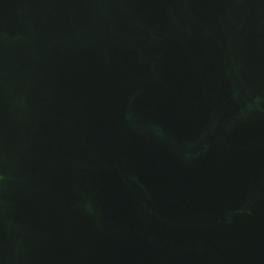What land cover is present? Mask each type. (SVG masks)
Here are the masks:
<instances>
[{
  "label": "water",
  "instance_id": "water-1",
  "mask_svg": "<svg viewBox=\"0 0 264 264\" xmlns=\"http://www.w3.org/2000/svg\"><path fill=\"white\" fill-rule=\"evenodd\" d=\"M0 264H264V0H0Z\"/></svg>",
  "mask_w": 264,
  "mask_h": 264
}]
</instances>
